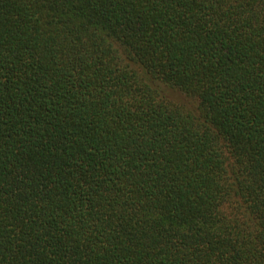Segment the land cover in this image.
<instances>
[{"label":"trees","instance_id":"trees-1","mask_svg":"<svg viewBox=\"0 0 264 264\" xmlns=\"http://www.w3.org/2000/svg\"><path fill=\"white\" fill-rule=\"evenodd\" d=\"M0 264H264V0H0Z\"/></svg>","mask_w":264,"mask_h":264},{"label":"rangeland","instance_id":"rangeland-1","mask_svg":"<svg viewBox=\"0 0 264 264\" xmlns=\"http://www.w3.org/2000/svg\"><path fill=\"white\" fill-rule=\"evenodd\" d=\"M171 93V96H173L174 98H177L178 100H182L184 99L185 97L180 93L178 92L177 90H173L170 92Z\"/></svg>","mask_w":264,"mask_h":264}]
</instances>
